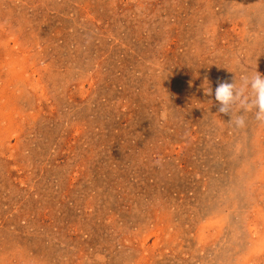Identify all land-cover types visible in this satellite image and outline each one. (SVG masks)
<instances>
[{"label": "rangeland", "instance_id": "374dc122", "mask_svg": "<svg viewBox=\"0 0 264 264\" xmlns=\"http://www.w3.org/2000/svg\"><path fill=\"white\" fill-rule=\"evenodd\" d=\"M255 70L264 0H0V264H264Z\"/></svg>", "mask_w": 264, "mask_h": 264}, {"label": "clouds", "instance_id": "9594fccd", "mask_svg": "<svg viewBox=\"0 0 264 264\" xmlns=\"http://www.w3.org/2000/svg\"><path fill=\"white\" fill-rule=\"evenodd\" d=\"M239 63L235 61L237 67ZM205 94L214 96L218 112L230 116L228 123L235 129L247 126L246 113H252L258 126L264 128V75L258 71H243L239 82L235 78L232 82H218L214 91L207 86Z\"/></svg>", "mask_w": 264, "mask_h": 264}]
</instances>
